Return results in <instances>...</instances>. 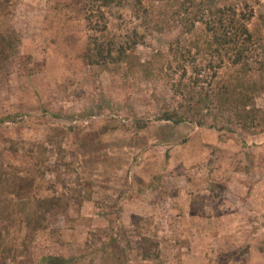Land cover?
<instances>
[{
    "label": "rangeland",
    "instance_id": "374dc122",
    "mask_svg": "<svg viewBox=\"0 0 264 264\" xmlns=\"http://www.w3.org/2000/svg\"><path fill=\"white\" fill-rule=\"evenodd\" d=\"M86 2L0 0V264H264V134L157 121L165 81L88 66ZM107 20L112 37H144V61L181 33L146 29L129 5Z\"/></svg>",
    "mask_w": 264,
    "mask_h": 264
},
{
    "label": "trees",
    "instance_id": "16d2710c",
    "mask_svg": "<svg viewBox=\"0 0 264 264\" xmlns=\"http://www.w3.org/2000/svg\"><path fill=\"white\" fill-rule=\"evenodd\" d=\"M258 4L259 0H87L85 10L89 14L85 19L95 35L90 37L88 66L98 77L110 64H123L126 77L149 83L165 81L173 99L163 106L157 121L176 127L191 124L220 133L234 127L251 136L264 134V109L257 103L264 96V13L255 20L254 6ZM128 5L148 30L162 33L173 31L176 25L181 28L166 54L158 53L144 61L137 55L138 46L145 43L143 36L137 32L118 38L107 34L108 12ZM96 18L100 21L94 23ZM199 59L204 69L197 64ZM186 62L191 76L182 66ZM225 66L232 73L222 77L219 72ZM3 122L5 119H0V128ZM126 122L133 125L127 118ZM134 123L140 131L147 127L144 121ZM163 177L155 176L157 187H163ZM214 187L220 188L219 192L223 189ZM214 187L210 189L215 193ZM213 197H202L199 203L193 199L190 214L196 215L209 204L205 200ZM143 244L147 252L156 248L151 239H143ZM53 261L60 263L59 258ZM111 261L118 263L115 257Z\"/></svg>",
    "mask_w": 264,
    "mask_h": 264
}]
</instances>
